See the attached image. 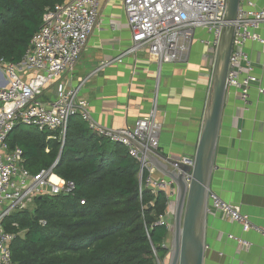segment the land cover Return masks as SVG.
I'll return each instance as SVG.
<instances>
[{
	"label": "built area",
	"instance_id": "obj_1",
	"mask_svg": "<svg viewBox=\"0 0 264 264\" xmlns=\"http://www.w3.org/2000/svg\"><path fill=\"white\" fill-rule=\"evenodd\" d=\"M102 1L65 0L54 8L46 9L41 28L22 61L12 63L0 59V264H14L11 245L16 236L5 229L8 217L28 209L36 198L67 196L76 190L74 182L54 174V167L38 174L26 170L23 167V150H10L8 147L10 134L19 126H29L58 133V136H50L49 140L59 138L64 141L70 119L75 115H80L98 137L125 147L139 165L141 192L145 188L156 196L160 193L166 195L167 211L157 221V226L165 227L169 232L161 245L164 253H160L151 239L150 245L154 264L170 263L177 185L168 177L157 178L159 171L147 157V154L159 157L156 153L159 152L162 124L158 121V93L145 117L133 126L113 129L93 119L83 92L100 72L116 62L123 63L129 55L145 52L161 69L166 64L187 63L196 42L215 53L229 0H122L131 34L129 48L118 58L100 63L79 84L58 92L50 104H43L40 97L48 86L64 74L75 71L90 37L99 27ZM262 29L264 8H258L252 0H241L235 22L227 91L232 89L240 93L247 110L251 107V90L257 89L264 95V86L259 76L254 74L253 61L247 49L251 42L264 44ZM25 74L33 75L27 78ZM179 164L193 168L195 159L181 157L169 165L170 169L179 170ZM185 179L190 183L192 173H186ZM209 204L214 212L239 224L244 232L254 231L264 237V228L255 225L238 206L211 192ZM228 238L242 251H248L252 246L248 240L235 235Z\"/></svg>",
	"mask_w": 264,
	"mask_h": 264
},
{
	"label": "crops",
	"instance_id": "obj_2",
	"mask_svg": "<svg viewBox=\"0 0 264 264\" xmlns=\"http://www.w3.org/2000/svg\"><path fill=\"white\" fill-rule=\"evenodd\" d=\"M252 1L258 8H264V0ZM261 36L264 38V29ZM130 45L131 34L122 0H103L99 27L90 37L75 71L50 84L40 101L50 104L58 92L79 84L100 63L118 58ZM247 49L254 74L264 86V44L251 42ZM215 53L196 42L187 63L166 64L161 69L145 52L126 56L123 63L108 66L92 79L84 89L83 98L89 102L97 123L119 129L133 126L145 117L157 92L158 121L162 124L158 153L169 160L195 159ZM32 75L25 74V77ZM250 97L251 107L247 110L240 93L232 89L227 91L210 192L238 206L242 214L264 228V95L253 89ZM50 136H58V133L50 132ZM157 158L168 165L166 160ZM163 176L160 171L156 174L157 178ZM31 204L29 209L33 210L35 200ZM174 208L173 204V211ZM209 210L204 264H264L263 236L254 231L244 232L239 224L212 208ZM20 235L25 237L26 232ZM229 235L248 240L252 246L248 251H242L228 238Z\"/></svg>",
	"mask_w": 264,
	"mask_h": 264
},
{
	"label": "trees",
	"instance_id": "obj_3",
	"mask_svg": "<svg viewBox=\"0 0 264 264\" xmlns=\"http://www.w3.org/2000/svg\"><path fill=\"white\" fill-rule=\"evenodd\" d=\"M63 2L0 0V59L21 62L46 9ZM79 116L70 119L64 143L49 140V131L23 126L8 138L10 150H23V167L32 174L52 168L63 147L54 174L76 185L71 195L36 198L33 210L6 219L5 229L16 236L13 263L154 264L150 239L163 254L161 245L169 236L157 226L167 211L166 195L141 192L138 163L121 146L99 138ZM148 204L153 207L146 210Z\"/></svg>",
	"mask_w": 264,
	"mask_h": 264
},
{
	"label": "water",
	"instance_id": "obj_4",
	"mask_svg": "<svg viewBox=\"0 0 264 264\" xmlns=\"http://www.w3.org/2000/svg\"><path fill=\"white\" fill-rule=\"evenodd\" d=\"M241 0H229L222 27L221 37L215 53L212 82L206 104L204 123L199 138L194 167L179 164V170L170 169L175 160H166L168 165L156 156L147 154L150 162L165 177L177 185L174 202V229L172 233L169 264H204L206 251V230L209 213L210 182L221 122L227 95V77L234 47L235 22ZM61 149L60 158L62 156ZM56 162L54 169L59 164ZM186 173H192L188 183ZM153 204H148L149 210Z\"/></svg>",
	"mask_w": 264,
	"mask_h": 264
},
{
	"label": "rangeland",
	"instance_id": "obj_5",
	"mask_svg": "<svg viewBox=\"0 0 264 264\" xmlns=\"http://www.w3.org/2000/svg\"><path fill=\"white\" fill-rule=\"evenodd\" d=\"M32 204H33V203H32ZM32 204L29 205V208H30V206H32Z\"/></svg>",
	"mask_w": 264,
	"mask_h": 264
}]
</instances>
